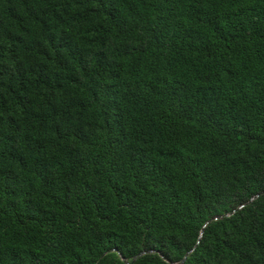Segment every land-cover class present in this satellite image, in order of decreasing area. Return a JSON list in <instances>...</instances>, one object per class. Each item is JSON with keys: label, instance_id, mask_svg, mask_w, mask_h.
I'll use <instances>...</instances> for the list:
<instances>
[{"label": "trees", "instance_id": "1", "mask_svg": "<svg viewBox=\"0 0 264 264\" xmlns=\"http://www.w3.org/2000/svg\"><path fill=\"white\" fill-rule=\"evenodd\" d=\"M0 264H264V0H0Z\"/></svg>", "mask_w": 264, "mask_h": 264}, {"label": "water", "instance_id": "2", "mask_svg": "<svg viewBox=\"0 0 264 264\" xmlns=\"http://www.w3.org/2000/svg\"><path fill=\"white\" fill-rule=\"evenodd\" d=\"M142 252V251H141ZM141 252H139V253H141Z\"/></svg>", "mask_w": 264, "mask_h": 264}]
</instances>
